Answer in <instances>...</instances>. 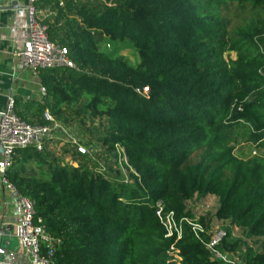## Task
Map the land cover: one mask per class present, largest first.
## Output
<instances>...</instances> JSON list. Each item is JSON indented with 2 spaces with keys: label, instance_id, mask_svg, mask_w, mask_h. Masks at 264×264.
<instances>
[{
  "label": "trees",
  "instance_id": "16d2710c",
  "mask_svg": "<svg viewBox=\"0 0 264 264\" xmlns=\"http://www.w3.org/2000/svg\"><path fill=\"white\" fill-rule=\"evenodd\" d=\"M37 8L51 10L42 17L48 37L76 67L38 71L40 120L26 121L46 123L47 110L98 145L93 157L80 143L20 148L5 172L58 239L52 264H222L184 220L202 224L209 241L211 217L260 238L256 251L226 232L218 248L264 264V157L234 154L239 142L264 147V0H41ZM206 195L216 209L195 217L187 202ZM157 201L180 236H166Z\"/></svg>",
  "mask_w": 264,
  "mask_h": 264
},
{
  "label": "built area",
  "instance_id": "2783aa9c",
  "mask_svg": "<svg viewBox=\"0 0 264 264\" xmlns=\"http://www.w3.org/2000/svg\"><path fill=\"white\" fill-rule=\"evenodd\" d=\"M41 0H25L26 38L22 49L17 53V63L22 68L39 71L45 68L68 67L75 68V63L68 57L65 46L51 41L48 37V24L42 21L37 8ZM40 94H45V88L40 85ZM44 124H30L15 111V100L11 94L6 96V104L0 112V183L14 193V204L19 211L15 224L14 236L21 246L28 264H52L54 245L58 239L47 234L40 220L35 218L34 203L26 196L19 194L8 183L5 172L9 169L17 149L32 146L42 151L44 143L59 132H64L62 125L44 111ZM155 214L162 223L166 236L175 233L180 236V226L175 221L171 211L163 210L160 201L156 202ZM195 238L203 243L211 256L222 264H241L235 257L218 248L226 237V231L217 229L211 232L209 241H203L201 233L205 232L202 224L195 219L184 218ZM47 243L45 250L42 245Z\"/></svg>",
  "mask_w": 264,
  "mask_h": 264
},
{
  "label": "crops",
  "instance_id": "0c3cea01",
  "mask_svg": "<svg viewBox=\"0 0 264 264\" xmlns=\"http://www.w3.org/2000/svg\"><path fill=\"white\" fill-rule=\"evenodd\" d=\"M24 4L25 0H0V112L5 107L6 96L11 94L16 112L28 122L36 123L40 120L38 113L43 104L39 75L17 63V53L26 38ZM38 10L42 17L51 13L49 8ZM50 139L44 143L45 150L58 149L67 142L61 133ZM14 197V193L0 183V264H28L14 236L19 215Z\"/></svg>",
  "mask_w": 264,
  "mask_h": 264
},
{
  "label": "rangeland",
  "instance_id": "374dc122",
  "mask_svg": "<svg viewBox=\"0 0 264 264\" xmlns=\"http://www.w3.org/2000/svg\"><path fill=\"white\" fill-rule=\"evenodd\" d=\"M43 16H45V14ZM121 53L126 55L130 60H132L133 63H135L136 60L134 57V53L130 48L128 47L123 48L121 50ZM60 124L62 125V129L64 130L65 133L63 132H59V133H61L62 137L65 136L67 144L80 143L82 149L83 150L87 149L90 156L93 157L96 154L98 145L95 143L91 144V146L88 145L85 140L86 136L84 135L80 127H77L73 124H71L70 126L63 125L62 123ZM234 154L238 157H243V158L249 157L251 155H259L264 157V147H262L261 149L260 148L255 149L253 145L249 143L239 142L234 148ZM98 164L99 165L97 166L98 167L100 166L99 170H102L103 167H101L100 165L101 162L99 161ZM120 168L124 177L126 178L127 177L126 170L123 169L122 167ZM216 206H217V200L214 196L211 195L194 196L193 199L187 202V207L194 214L195 217L205 214H208V216L211 217L212 214L214 213V210L216 209ZM210 225L212 232L217 229H223L228 233L229 240L234 241L237 239L240 240L243 239L249 247L253 248L256 251L260 250V238L245 237L243 232L239 228L234 227L227 222L218 221L214 217H211ZM242 250L243 248L241 247L240 251Z\"/></svg>",
  "mask_w": 264,
  "mask_h": 264
}]
</instances>
